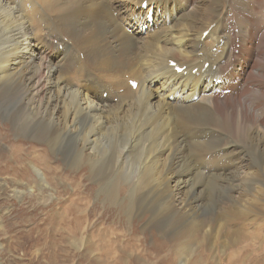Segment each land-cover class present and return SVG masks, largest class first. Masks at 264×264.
<instances>
[{"label": "bare ground", "instance_id": "6f19581e", "mask_svg": "<svg viewBox=\"0 0 264 264\" xmlns=\"http://www.w3.org/2000/svg\"><path fill=\"white\" fill-rule=\"evenodd\" d=\"M262 24L264 0H0V117L18 138L6 147L0 132V161L20 165L0 175L26 178L29 161L58 177L40 144L24 149L32 139L68 169L88 166L100 201L146 218L171 260L197 246L191 264L201 248L264 263ZM117 221L87 238L102 260L132 264L140 245ZM74 222L75 235L86 224Z\"/></svg>", "mask_w": 264, "mask_h": 264}, {"label": "rangeland", "instance_id": "374dc122", "mask_svg": "<svg viewBox=\"0 0 264 264\" xmlns=\"http://www.w3.org/2000/svg\"><path fill=\"white\" fill-rule=\"evenodd\" d=\"M258 5H260V3H258ZM258 12V15H261L262 12L260 10H258ZM132 22L135 23V21ZM128 24L130 23L128 22ZM262 27H264V24H262ZM133 32L136 31L135 29L131 28L130 33ZM238 65H240V68L237 70L238 74H236V77L242 80L244 77V72L249 68L250 59L246 58L244 60H240ZM126 78H129L128 74L126 75ZM234 90L236 89L234 88ZM106 96L107 93H104V97ZM114 101L116 102L117 98H114ZM0 125L2 127L0 132H2L1 135L3 138H1V142L5 143L6 147L7 145L13 144L14 142L18 141V138H16L12 133L11 125L8 121H4L0 117ZM20 140L23 141L24 149L27 152H29V150L33 146H38L40 144L38 147L44 149L41 152H45L44 156H46L48 160H51L49 161V163L52 166L57 165L55 167L58 168V177L53 178L55 175L53 172V176H51V173L50 176L47 175V178L44 179V170L42 168L39 170L29 161L25 164L26 168H28L29 171V176H26V178L21 174H19V176H10L8 173L0 175V182L2 183V186L0 188V264H111L113 262L112 259H107L104 261V259L102 260L100 256L96 254L94 249H91L92 244L91 241L87 238V233L88 231L95 233L97 232L96 229L104 227L112 221L117 224L118 217L119 225L122 226L121 228L126 234V236H122L123 238H120V240L124 243L125 241L133 240L136 241L138 245H140L139 252L137 253L140 254V257H138L137 255L133 256V259L131 260L132 264L192 263V261L196 257L195 250L197 249V246H195L194 251H192L193 257L190 254V257L188 256L186 260L184 258H181L179 261H173L170 258V252H167V248L170 245V240L161 237V234H158L157 230H142L144 229L143 225L146 218L134 219L133 222H131L128 220L125 213L119 215L118 211H120V209L108 206L101 202L103 200V196L100 193V189H98V184L95 182V180L93 181L94 178L92 176L90 177V170L88 166L77 171L74 168L68 169V167L65 166V162L63 161L62 157L53 152H50L51 150L47 145H42L41 143H37L32 139ZM6 156L8 158L7 153ZM58 158L60 161L58 160ZM5 164L6 165H3L2 161H0V169L5 167L6 171L9 170L11 174L16 175L11 171V169H18V162L9 157L8 162ZM17 177L19 178L17 179ZM73 179L76 181H74ZM77 180L79 181V183H77ZM45 182H47L48 184H44ZM124 185L128 187L127 189H129L132 186V183L127 185L124 182L122 186L125 190L126 188ZM78 193H81L82 197L79 198L77 196ZM121 197L124 198L123 201L125 203L130 202L129 199H126L125 196ZM73 200H79L78 202H80V209L75 207L72 210L69 209V206L71 205L70 203H72ZM86 204L91 206L89 211V213L91 212L89 214L90 219L87 222L86 212H84L87 206ZM121 215H123L124 220L122 219ZM77 217L82 218V220L85 222L83 224L86 225L84 227V230L79 232L80 234L77 233L74 235L72 230L75 228L74 221ZM127 224L129 227L127 226ZM126 229L130 231V234ZM70 234L73 237L70 236ZM160 239L162 241L164 239L166 243L164 241L161 242ZM201 249L202 250H200V252L203 254L204 259L201 264H204V261L205 264H228L226 260L222 258L223 254L221 251L219 252V254L214 253V256H212V254L211 256H209V251L207 252L205 248ZM250 251L253 252L252 247L250 248ZM205 253L207 254V256ZM92 255L93 258L91 257ZM143 256H145V258ZM136 259L137 261H135ZM261 259L264 260V255ZM240 260V264L254 263V261L248 260V257H243ZM126 264H128V262H126Z\"/></svg>", "mask_w": 264, "mask_h": 264}]
</instances>
